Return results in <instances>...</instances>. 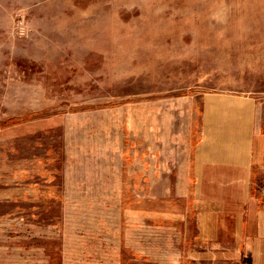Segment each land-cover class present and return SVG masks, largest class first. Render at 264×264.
I'll list each match as a JSON object with an SVG mask.
<instances>
[{
	"label": "rangeland",
	"instance_id": "obj_1",
	"mask_svg": "<svg viewBox=\"0 0 264 264\" xmlns=\"http://www.w3.org/2000/svg\"><path fill=\"white\" fill-rule=\"evenodd\" d=\"M211 93L264 97V0H0V264H189Z\"/></svg>",
	"mask_w": 264,
	"mask_h": 264
},
{
	"label": "crops",
	"instance_id": "obj_2",
	"mask_svg": "<svg viewBox=\"0 0 264 264\" xmlns=\"http://www.w3.org/2000/svg\"><path fill=\"white\" fill-rule=\"evenodd\" d=\"M195 110L180 160L195 231L189 264H264V97L205 94ZM24 193L1 189V206ZM172 211L166 219L183 222Z\"/></svg>",
	"mask_w": 264,
	"mask_h": 264
},
{
	"label": "built area",
	"instance_id": "obj_3",
	"mask_svg": "<svg viewBox=\"0 0 264 264\" xmlns=\"http://www.w3.org/2000/svg\"><path fill=\"white\" fill-rule=\"evenodd\" d=\"M20 18H22V17H20ZM19 24H21V25H24V20L23 19H19Z\"/></svg>",
	"mask_w": 264,
	"mask_h": 264
}]
</instances>
